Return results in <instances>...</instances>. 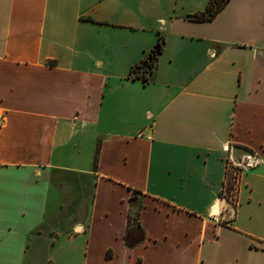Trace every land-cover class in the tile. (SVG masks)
I'll list each match as a JSON object with an SVG mask.
<instances>
[{"label":"crops","instance_id":"crops-1","mask_svg":"<svg viewBox=\"0 0 264 264\" xmlns=\"http://www.w3.org/2000/svg\"><path fill=\"white\" fill-rule=\"evenodd\" d=\"M209 2L0 0V264H264V0Z\"/></svg>","mask_w":264,"mask_h":264},{"label":"trees","instance_id":"trees-1","mask_svg":"<svg viewBox=\"0 0 264 264\" xmlns=\"http://www.w3.org/2000/svg\"><path fill=\"white\" fill-rule=\"evenodd\" d=\"M228 0H210L206 10L194 13L191 15L192 18L196 20H208L211 19ZM162 39L159 38L155 47L151 48L149 53L145 58H142L140 62L132 66L130 70V77L135 79L139 78L144 83H147L150 79V73L157 61L158 54L161 51ZM229 169V168H228ZM232 174L229 170L226 171V176L224 180V188L230 189L232 186ZM223 188V189H224Z\"/></svg>","mask_w":264,"mask_h":264},{"label":"built area","instance_id":"built-area-1","mask_svg":"<svg viewBox=\"0 0 264 264\" xmlns=\"http://www.w3.org/2000/svg\"><path fill=\"white\" fill-rule=\"evenodd\" d=\"M257 164V161L253 160V159H249V158H245L243 160H241L240 163L238 164H233L239 168H247V167H253ZM229 163H228V168H229ZM232 166V165H231ZM229 170V169H228ZM231 173V172H230ZM238 176H239V172L237 171V169H235V172L232 174V186L230 187V189H228L227 192V197L229 198V201L231 203H235L236 199H237V191H238Z\"/></svg>","mask_w":264,"mask_h":264}]
</instances>
